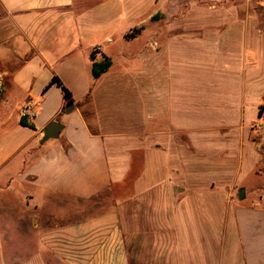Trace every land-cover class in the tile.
<instances>
[{"label":"crops","instance_id":"0c3cea01","mask_svg":"<svg viewBox=\"0 0 264 264\" xmlns=\"http://www.w3.org/2000/svg\"><path fill=\"white\" fill-rule=\"evenodd\" d=\"M246 11L191 3L170 22L165 0H0V219L13 224L0 264H264V184L248 203L241 188L264 170V29ZM174 76L193 118L167 130L160 89ZM103 196L114 205L95 215L69 205Z\"/></svg>","mask_w":264,"mask_h":264},{"label":"rangeland","instance_id":"374dc122","mask_svg":"<svg viewBox=\"0 0 264 264\" xmlns=\"http://www.w3.org/2000/svg\"><path fill=\"white\" fill-rule=\"evenodd\" d=\"M166 2V11H168V14H172L173 16L171 17V21L173 22L175 19H180L182 18L183 15H185V13H187V11L190 8V4H199V5H203V6H207V7H214L217 9H222V8H226L228 6H232L235 7L237 9L239 8H246V13H249L253 16H255L257 18L258 21V26H259V30L262 31L264 29V0H165ZM174 6H176L174 9ZM243 10V9H241ZM244 12H241V15H243ZM244 16V15H243ZM159 19H162V17L164 16H159ZM168 21L167 24L168 25ZM164 29L167 30V27H165ZM120 38L116 32H104L100 37L98 38ZM122 48L120 46H118L117 48H112L111 50L109 49L107 52L109 54V56L111 57L112 62L114 63V66L112 68V73L113 74H119L121 72V70L125 69L123 67V62L120 59V54L122 52ZM138 64V62H136ZM261 65L264 66V59L261 60ZM263 74V79H264V72ZM262 74L260 76H262ZM172 77V79H170L169 83H171L172 85H168L165 81V85H164V89L163 86L160 89V93L162 94L161 97V101H160V107H161V117H162V121L163 124L167 126V130H169V124H168V118L170 117H175L176 119H178L180 117V119H184V120H190L193 118V107H191L190 105H187L188 102H184V100L182 101L181 98H179V95L181 93V90H179V87L176 84H173L174 82H177L179 78H175ZM164 81L162 80L161 83H163ZM261 88V87H260ZM259 88V89H260ZM264 89V87H263ZM180 92V93H179ZM259 90H252L251 94L249 95V102H248V113L245 116L244 119V123L247 124L252 115H253V106H255V102H257L258 99V95H259ZM131 93V92H129ZM134 95V94H133ZM263 97H264V90H263ZM128 98H132L134 100L139 101V98H141L138 94H135L134 96H130ZM145 101H147V97H145ZM153 101V100H151ZM133 103V102H132ZM149 108L151 110V108H154V103L149 102ZM135 104V103H133ZM164 106V108H163ZM132 110V107L130 108ZM130 110V111H131ZM264 115V107H262L260 109L259 112V117H262ZM151 131L157 130V122L154 121L152 123H150L149 126ZM257 129H263V126H258ZM184 140L185 138L182 137ZM241 181L243 183L241 188H244L246 190L247 193V199L244 202H249L250 200H255L257 199V195L255 194L256 191H260L261 187L264 184V170L261 173L258 174H252V175H245L243 176V178H241ZM124 193V192H123ZM123 193H119L117 198H120L123 195ZM232 195H236V189H233L231 191ZM254 194V195H253ZM70 207L73 209H77V210H84L86 212V215H95L98 213H102L105 212L107 210H109L113 205H114V201L112 196H103L100 197L99 199H95L93 201L90 202H72L69 203ZM0 228L1 229H6L9 228L11 225V221L10 219L5 220V218L0 219ZM14 226L17 227H30V223L26 220V219H20L18 220V224H15ZM24 244H20V247L23 248ZM5 247V246H4ZM27 247V246H26ZM9 249V250H8ZM5 252L8 250V254L12 253V247L11 248H4ZM16 254L19 256L20 252H16ZM24 257V256H23ZM21 259V257H20Z\"/></svg>","mask_w":264,"mask_h":264},{"label":"trees","instance_id":"16d2710c","mask_svg":"<svg viewBox=\"0 0 264 264\" xmlns=\"http://www.w3.org/2000/svg\"><path fill=\"white\" fill-rule=\"evenodd\" d=\"M111 62L109 59L104 58L102 61L94 62L92 65V74L94 78H98L103 73H105L108 68L110 67ZM52 83L57 84L63 91L64 97L66 99L67 105H70L73 103L71 93L62 85V83L54 77L52 79ZM20 123L24 126L32 127V125L26 121L24 117L21 118Z\"/></svg>","mask_w":264,"mask_h":264},{"label":"water","instance_id":"95a60500","mask_svg":"<svg viewBox=\"0 0 264 264\" xmlns=\"http://www.w3.org/2000/svg\"><path fill=\"white\" fill-rule=\"evenodd\" d=\"M73 108L72 105H67L65 110L66 112H69ZM63 129V125L57 121L51 122L46 126V128L43 131V139L42 141L45 142L50 139H57L59 137V134L61 130ZM239 199L244 198V190L240 189L238 193Z\"/></svg>","mask_w":264,"mask_h":264},{"label":"built area","instance_id":"2783aa9c","mask_svg":"<svg viewBox=\"0 0 264 264\" xmlns=\"http://www.w3.org/2000/svg\"><path fill=\"white\" fill-rule=\"evenodd\" d=\"M20 114L26 119L27 122H31L35 118V111L33 110V105L27 103L21 108Z\"/></svg>","mask_w":264,"mask_h":264}]
</instances>
